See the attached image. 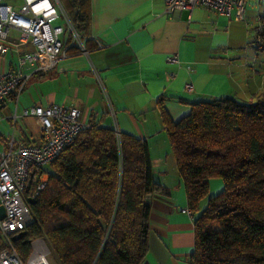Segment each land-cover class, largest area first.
<instances>
[{
    "label": "trees",
    "instance_id": "obj_1",
    "mask_svg": "<svg viewBox=\"0 0 264 264\" xmlns=\"http://www.w3.org/2000/svg\"><path fill=\"white\" fill-rule=\"evenodd\" d=\"M63 2L76 31L85 36L89 0ZM260 22L258 49L264 50V16ZM161 111L196 214L191 263L264 264V92L251 101L194 102L178 121L163 106ZM88 124L51 168L44 167L49 181L31 202L35 218L13 245L23 259L32 240L44 237L60 264H148L147 195L168 193L154 177L149 145L94 119ZM212 178H221L224 188L201 210Z\"/></svg>",
    "mask_w": 264,
    "mask_h": 264
},
{
    "label": "crops",
    "instance_id": "obj_2",
    "mask_svg": "<svg viewBox=\"0 0 264 264\" xmlns=\"http://www.w3.org/2000/svg\"><path fill=\"white\" fill-rule=\"evenodd\" d=\"M90 24L47 74L33 75L23 91L0 104V142L27 143L41 136V124L23 111L36 104L73 105L80 120L144 139L153 174L168 193H150L148 264H192L195 216L188 212L185 182L178 173L162 106L174 121L190 113L192 103L219 97L255 100L264 92V50L242 48V20L215 9L168 11L165 0H89ZM248 0L245 18L249 17ZM248 19V18H247ZM6 40L0 72L30 44L18 31ZM89 40L87 43L86 41ZM88 45L87 52L83 51ZM262 51V52H261ZM177 55L180 63L168 61ZM192 83L193 90L186 87ZM224 188L210 180V196ZM1 204V202H0ZM0 241L8 237L0 230ZM0 242V243H1Z\"/></svg>",
    "mask_w": 264,
    "mask_h": 264
},
{
    "label": "built area",
    "instance_id": "obj_3",
    "mask_svg": "<svg viewBox=\"0 0 264 264\" xmlns=\"http://www.w3.org/2000/svg\"><path fill=\"white\" fill-rule=\"evenodd\" d=\"M165 4L168 11H192L199 6L242 20L247 0H165ZM60 6L58 0H0V55L9 50L5 41L12 30L20 33V41L28 39L30 44L14 59L9 70L0 72V104L11 95L18 96L33 75L51 71L67 48L81 41L70 16L64 14L65 24H57ZM70 35L72 39L67 43ZM83 51L87 52L85 48ZM168 61L180 63L177 55L169 56ZM186 87L194 89L192 83ZM23 113L40 122L41 136L27 143H17L14 138L6 144L0 142V202L6 211L0 219V230L8 237L0 248V264H52L44 240H32V251L23 259L13 245V235L23 232L35 218L29 198L36 200L47 187L49 174L44 166L73 144L89 124L80 120V110L73 105L36 104L25 108ZM32 174L34 185L28 194ZM185 210L191 212L190 208Z\"/></svg>",
    "mask_w": 264,
    "mask_h": 264
},
{
    "label": "rangeland",
    "instance_id": "obj_4",
    "mask_svg": "<svg viewBox=\"0 0 264 264\" xmlns=\"http://www.w3.org/2000/svg\"><path fill=\"white\" fill-rule=\"evenodd\" d=\"M6 2L8 1H13V0H5ZM17 1H21V0H17ZM59 4L61 5V18L57 21V24L59 23H63L65 24L66 19H65V15L67 14L69 16V12L67 11V9L64 6V2L63 0H58ZM66 5V4H65ZM248 8L249 10V15L250 18L247 17L245 18V21H242V30H243V38L242 41L240 43L242 44V48H238L240 50H244V49H248L249 47L251 48H258V36H257V32H258V28L261 25L260 22V18L261 16H264V0H248ZM18 38L14 37L12 33L9 34L8 37V41L14 42L17 41ZM262 52V51H261ZM259 61H261V63H264V60L259 59ZM45 169H49L51 168L50 163L46 164ZM35 239H42L45 241L46 244V250L49 254V259L51 261L52 264H60L57 257L54 255L53 251L51 250V248L49 247L46 239L44 237H37Z\"/></svg>",
    "mask_w": 264,
    "mask_h": 264
},
{
    "label": "water",
    "instance_id": "obj_5",
    "mask_svg": "<svg viewBox=\"0 0 264 264\" xmlns=\"http://www.w3.org/2000/svg\"><path fill=\"white\" fill-rule=\"evenodd\" d=\"M32 179H33V174L31 175V178L29 180L28 189L31 186ZM29 201L34 202L35 200L32 198H29ZM5 215H6L5 207L3 204H0V219H3L5 217ZM24 234H25V232L23 231V232H20L18 234L13 235V240L15 241V240L22 238L24 236Z\"/></svg>",
    "mask_w": 264,
    "mask_h": 264
}]
</instances>
